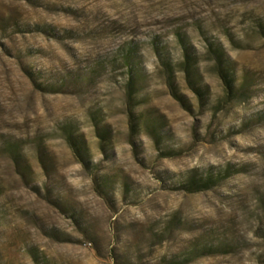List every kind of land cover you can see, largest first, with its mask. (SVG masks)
<instances>
[{"label": "rangeland", "instance_id": "obj_1", "mask_svg": "<svg viewBox=\"0 0 264 264\" xmlns=\"http://www.w3.org/2000/svg\"><path fill=\"white\" fill-rule=\"evenodd\" d=\"M0 264H264V0H0Z\"/></svg>", "mask_w": 264, "mask_h": 264}]
</instances>
